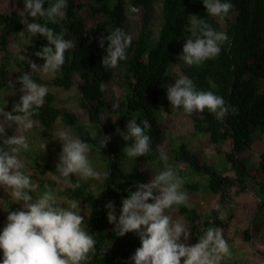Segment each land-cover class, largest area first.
Wrapping results in <instances>:
<instances>
[{
  "label": "trees",
  "instance_id": "1",
  "mask_svg": "<svg viewBox=\"0 0 264 264\" xmlns=\"http://www.w3.org/2000/svg\"><path fill=\"white\" fill-rule=\"evenodd\" d=\"M153 1L66 0V18L57 24L48 22V26L56 34L73 41L74 47L66 51L65 63L53 73L51 80L31 73L25 63L12 70V41L20 37L19 32L26 31L25 23L32 21L27 13L0 12V51L3 52L0 90L9 88L11 77L18 81L23 74L31 73L33 80L43 86H55L66 91L78 88L79 105L87 111L89 123H83L67 106L57 105V96L47 93L43 105L39 109L34 108L35 114L31 117L46 130L55 129L62 121L91 146L90 151L102 166V170L99 167L95 169L98 173L102 171L97 191L73 174L70 179L73 183L78 181L80 187L73 189L67 185L63 192L70 200L79 202V214L84 219L82 227L97 241L94 252L89 254L90 259L84 264H134L131 257L141 246L140 239L134 232L116 236L115 225L107 220L105 205L114 203L118 219L122 200L127 198L129 190H135L134 185L138 182H150L144 163L155 161L160 156V146L165 137L160 118L166 107V83L170 75L174 76V82L181 76H188L197 90L211 91L223 97L230 106L223 120H218L207 109L189 116L193 124L192 135L207 136L220 154L225 170L230 167L234 175L209 162L187 143H181L172 149L171 162L175 167H183L179 175L185 188L192 192L205 189L222 200L227 198L229 189L237 187L239 192H245L252 185L260 196H264V0H222L230 2L233 7L226 16L219 17L208 15L203 0H163L157 38L153 39L145 29L142 30L126 50L127 59L114 69H105L102 60L108 42L105 41L104 48H100L101 38H106L115 28L128 33L129 5L147 11L145 25H148L151 19L148 11L152 9ZM51 2L54 0H45L44 7L47 8ZM191 16L204 19L214 30L224 32L228 40L220 46L218 56L189 67L178 57L182 54L186 38L191 36L190 32H185L191 27ZM40 22L44 23L43 20ZM31 38L34 55L49 46L42 36ZM36 60L39 65L44 64L37 56ZM102 82L106 85L104 91L99 88ZM114 84L124 89L116 103L110 94ZM2 102L0 97V108ZM232 108L235 112L231 111ZM133 118L138 122L144 119L150 122L151 129L146 130V134L150 136L151 148L146 156L128 158L123 150L131 141H125L123 135L128 121ZM254 135L259 139H254ZM103 136L111 138L104 148L99 142ZM258 145L262 152L253 164L246 154ZM21 156L32 161L35 168L39 167L42 156L37 151L28 149ZM29 177L33 182L34 177ZM30 195L36 199L37 190ZM230 214L227 219H221L217 212L205 215L188 201L183 205H173L169 213L174 220L186 225L189 237L196 242L209 227L221 229L227 240L235 219L233 212ZM263 223L264 203L255 214L252 225L243 231L242 239L250 242L255 236H261L264 241Z\"/></svg>",
  "mask_w": 264,
  "mask_h": 264
},
{
  "label": "clouds",
  "instance_id": "2",
  "mask_svg": "<svg viewBox=\"0 0 264 264\" xmlns=\"http://www.w3.org/2000/svg\"><path fill=\"white\" fill-rule=\"evenodd\" d=\"M23 2L32 22H26V31L18 35L21 38L26 33L31 37L39 35L49 45L35 52L44 64L38 66L31 62V73H55L65 63V53L74 47V42L56 34L48 22L57 24L66 18L67 2L54 0L47 8L44 7L45 0ZM203 4L208 15L215 17L226 16L233 7L230 2L222 0H203ZM191 17V27L185 29L191 36L186 38L182 54L178 57L189 67L218 56L220 46L228 40L224 32L214 30L204 19ZM105 41L108 47L102 66L114 69L127 59L126 50L131 46L132 36L121 28H115L106 38H101L100 48H104ZM31 73L18 78L23 95L11 112L3 111L0 116L3 118L0 119V188L10 190L11 198L18 204L22 203V208L7 212V223L0 232V250L3 252L0 264H84L90 259L89 254L94 252L97 241L82 227L83 216L75 211L79 202L73 199L67 208L58 206L49 185H45V190L33 199L30 195L33 182L22 171L25 164L20 154L29 149L24 133L32 129L33 110L43 105L48 93L47 87L35 82ZM99 88L104 91L106 85L102 82ZM167 99L174 110L182 108L192 114L207 109L218 120H223L230 110L223 97L211 91L197 90L188 76H181L173 86H167ZM231 111L235 112V109ZM13 125L18 126L16 134L7 136L5 126ZM150 129L151 124L147 119L138 122L133 118L128 121L123 135L125 141H131L123 150L128 158L149 153L151 143L146 130ZM55 135L62 142L56 179L73 189L80 187L78 181L73 183L70 179L73 174L84 180L99 179L100 173L94 170L88 156L91 146L72 135L71 130L61 129ZM110 139L109 136H103L99 142L104 148ZM159 159L163 162V170L155 173L150 182H138L134 185L135 190H129L127 198L122 200L118 219L114 203L105 205L107 220L115 225V235L123 237L130 232L138 235L141 246L131 257L134 264H181V261L183 264H220L225 256L231 254L221 229L207 228L199 242L189 246L186 225L166 214V210L173 205L186 204L188 195L182 191L184 180L169 165L167 154L161 152ZM182 236L184 242H181Z\"/></svg>",
  "mask_w": 264,
  "mask_h": 264
},
{
  "label": "rangeland",
  "instance_id": "3",
  "mask_svg": "<svg viewBox=\"0 0 264 264\" xmlns=\"http://www.w3.org/2000/svg\"><path fill=\"white\" fill-rule=\"evenodd\" d=\"M163 7V0H154L152 9L148 11L151 14V19L148 25H145V18L147 11L141 10L132 5L128 6L127 12V30L132 36V39H137L145 29L147 33L152 35L153 39H156L161 26V13ZM25 12V5L23 0H0V12ZM33 39L27 33L23 38L17 37L12 41L11 51L13 53L12 70H16L25 63L31 70V62L39 63L36 60V56L32 52ZM3 56V52L0 51V59ZM32 71V70H31ZM36 73L47 80H51L54 77L53 73L44 74L42 72ZM174 76L170 75L166 83L167 86H173ZM48 89V93H52L57 96L58 106H67L71 109L83 123H89L88 114L85 109L79 105L80 91L78 88H73L69 91L55 87L45 86ZM21 85L14 78H10V86L5 91L0 90V97L2 98V107L0 108V116L3 111L11 112L16 103L20 101V97L23 95L21 92ZM124 89L121 85L114 84L110 88V94L112 99L118 101ZM198 115L199 112H193ZM0 119H3L0 117ZM32 129L26 131L24 135L27 137L29 143V150L37 151L41 154L42 158L39 161V167L35 168L28 158L21 156L25 167L22 169L26 175L34 177L33 190H37V197L41 192L45 190V185L51 186L53 194L56 197L57 205L67 208L71 201L68 197L63 195L66 190L67 184L62 183L56 179L58 173H56V165L59 163V156L62 152V142L58 140L55 133L61 129H68L62 121L57 123V126L53 130L44 129L37 121L33 120ZM160 123L164 129V142L160 146V153L164 152L168 156V163L179 175V171L183 169L182 166H174L171 162L172 149L177 148L181 143H187L192 150L201 153L211 163L217 164L221 170L227 174L234 175L230 170V167L225 170L222 158L220 154L210 144L207 136L200 135L194 137L192 135V120L188 113L182 108L174 110L173 106L167 99L166 107L162 112ZM5 126L7 136L16 134V128ZM71 134L78 137L73 131ZM79 138V137H78ZM254 139L258 140L259 136L254 135ZM261 146L258 145L252 152L246 154V157L250 159L253 164L258 161L259 154L261 153ZM21 155V154H20ZM90 163L94 170L96 167L102 170V166L97 162L95 154L89 152L88 154ZM144 171L149 175L150 179L158 171L163 170V162L159 157L152 162L144 163ZM100 170V176L102 171ZM180 176V175H179ZM181 177V176H180ZM78 178V177H77ZM100 178V177H99ZM182 178V177H181ZM81 179L84 182L90 183L94 191H97L99 179L89 178L88 180ZM183 179V178H182ZM199 180V177H196ZM182 191L188 195V203L198 208L199 211L205 215H211L212 212H217L221 219H227L233 212L235 219L233 225L227 233V242L229 244L230 256H225L220 264H264V241L261 236H255L252 241L245 242L242 239L243 231L252 225L255 214L259 211L264 203V196H260L256 189L252 185L245 192H239L237 187H233L228 190L227 198L219 199L212 195L209 191L201 189L200 191H188L184 184ZM35 199V198H33ZM22 208V203L18 204L10 196V190L0 188V232H2L4 226L7 223L8 211H15ZM79 214L80 208L75 210ZM170 209L166 210V214L169 215ZM264 230V223L261 224ZM181 242H184L183 236ZM193 238L189 237L187 244L193 246L197 244ZM3 258V252L0 250V261Z\"/></svg>",
  "mask_w": 264,
  "mask_h": 264
}]
</instances>
